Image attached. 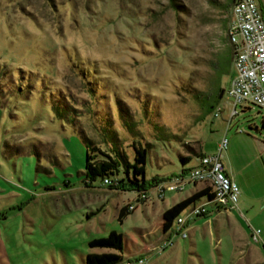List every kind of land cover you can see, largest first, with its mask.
Returning <instances> with one entry per match:
<instances>
[{"label":"rangeland","instance_id":"374dc122","mask_svg":"<svg viewBox=\"0 0 264 264\" xmlns=\"http://www.w3.org/2000/svg\"><path fill=\"white\" fill-rule=\"evenodd\" d=\"M231 5L0 0V264H84L87 253L109 251L88 241L111 230L136 248L184 194L167 190L162 201L154 184L136 201L140 191L100 179L86 185L94 144L123 148L129 160L133 142L146 147V179L176 173L179 155L214 152L224 135L237 134L250 152L264 109L238 105L230 117V74L220 78L222 95H208L218 82L213 64L231 51ZM128 205L135 207L120 222ZM231 213L191 218L185 236L145 254L147 264H264L234 230L233 222L242 225Z\"/></svg>","mask_w":264,"mask_h":264},{"label":"built area","instance_id":"2783aa9c","mask_svg":"<svg viewBox=\"0 0 264 264\" xmlns=\"http://www.w3.org/2000/svg\"><path fill=\"white\" fill-rule=\"evenodd\" d=\"M231 15L225 30L232 51L233 74L226 87L232 103L230 117L238 113V105H255L264 109V17L258 0H233ZM219 111L220 107H217L214 115H218ZM227 141V137L223 136L214 152L199 154L195 165L172 173L155 184L157 195L161 199L167 190L181 192L188 185L197 182L205 183L212 191L211 198L201 196L184 210V215L180 214L175 219L174 225L168 229V236L156 246V253L172 245L175 237L185 236L187 223L191 218L219 211L239 210V186L232 175L225 171L222 162ZM261 159L264 163V151ZM102 183L115 184L116 181L111 177H104ZM146 197V190H141L137 200L141 201ZM134 207L128 205L127 210H133ZM259 233V229L251 227V240L258 242ZM121 264H147V259L136 256Z\"/></svg>","mask_w":264,"mask_h":264},{"label":"trees","instance_id":"16d2710c","mask_svg":"<svg viewBox=\"0 0 264 264\" xmlns=\"http://www.w3.org/2000/svg\"><path fill=\"white\" fill-rule=\"evenodd\" d=\"M233 0H231V3ZM232 51H226L213 64L216 69V79L218 82L213 86V91L208 95L214 93L217 96L223 94V87L220 86V78L223 74L232 73L231 70ZM195 98L204 99L202 95L195 94ZM202 102L206 103L204 100ZM212 106V103L209 104ZM262 127H264V116L262 117ZM113 137L117 138L116 134ZM118 139V138H117ZM134 155L133 159L129 160L127 153L123 148L112 145L106 148H101L92 145L91 150L86 151L84 163V182L86 185H91L97 179L103 181L104 177L113 178L116 183L111 184L113 187L122 189H129L135 191L146 190L149 186L156 184L163 180L166 176L153 175L151 178L145 177V163H146V147L141 144L136 145L133 142ZM181 167L186 164L191 158V155H179ZM121 173V174H120ZM212 197L210 187L205 186L184 197L183 199L173 203L172 206L165 209L162 213L163 228L167 229L173 220H175L193 201L201 196ZM101 211L100 208L91 211L87 218L96 215ZM130 211L127 206H122L118 212V220L121 222ZM123 234L115 230H111L107 235L102 237L92 238L88 241L90 248L108 249L107 252H89L84 257V264H120L124 258L122 252L124 250ZM113 250V251H112Z\"/></svg>","mask_w":264,"mask_h":264},{"label":"crops","instance_id":"0c3cea01","mask_svg":"<svg viewBox=\"0 0 264 264\" xmlns=\"http://www.w3.org/2000/svg\"><path fill=\"white\" fill-rule=\"evenodd\" d=\"M231 70L233 72L232 58H231ZM240 107L244 109L249 106L242 105ZM254 127L258 128L257 125H254ZM259 133H261L260 138H258L259 141H254L255 143L252 145L250 152H248V150L246 151L243 148L239 147V142L236 138L237 134H232L230 136V139L227 138L228 153L223 154L222 162L225 171L232 175L234 180L237 182L240 190L239 201H238L239 210L234 211L231 214L234 215L235 217H238L242 227L238 228L237 226L234 225L233 222L234 230L244 237L245 239L243 240L244 245L250 248L251 250H253L257 255V257L259 258L260 262L264 263V163L261 159V154L264 151V130ZM253 138L255 137L253 136ZM200 151L201 153H206L201 149ZM193 157L195 160L194 163L184 164L183 169L195 165L198 162V156L193 155L192 158ZM181 169L182 167L180 166L178 171H180ZM170 174H172V172L167 175L158 174V176L167 177ZM205 186L206 185L203 182H197L194 185H188L183 191L177 192L184 194L182 195L176 194V198L172 200V202L168 203V205L164 207L163 211L169 208L170 206H172L173 203L183 199L184 197L190 195L194 191L201 189ZM161 200L164 201V197ZM162 213H161V221L159 227H157V229L153 228L147 230L146 233L148 232V236H145L142 242L139 243L136 242L137 243L135 244L136 248L127 249L124 246V250L122 252V256L124 260L122 262H124L128 258H133L136 256L145 257V254L146 253L148 254L149 250L160 245L161 242L164 240V238L168 236V229L170 226L174 225L175 221L173 220L170 226L164 230L162 226L163 225ZM251 227L260 230L258 242H254L250 238Z\"/></svg>","mask_w":264,"mask_h":264},{"label":"flooded vegetation","instance_id":"af4514ba","mask_svg":"<svg viewBox=\"0 0 264 264\" xmlns=\"http://www.w3.org/2000/svg\"><path fill=\"white\" fill-rule=\"evenodd\" d=\"M258 4L264 17V0H258Z\"/></svg>","mask_w":264,"mask_h":264}]
</instances>
